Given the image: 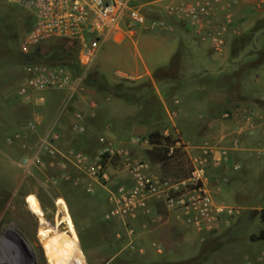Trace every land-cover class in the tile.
<instances>
[{
	"label": "rangeland",
	"instance_id": "obj_1",
	"mask_svg": "<svg viewBox=\"0 0 264 264\" xmlns=\"http://www.w3.org/2000/svg\"><path fill=\"white\" fill-rule=\"evenodd\" d=\"M27 16L26 11L19 6L0 0V264H202L203 257H209L206 252L229 243L230 237H226V231L216 232L200 242L194 228L181 229L174 222H162L161 230L158 231L160 236L152 238L161 244L162 253L151 245V238L145 240L148 244L142 253L137 246L133 250L125 249L123 223L107 221L102 217L107 207L106 189L90 181L75 168H67L69 180L61 179L59 168L52 164L57 162V158L40 150L39 138L50 127H54L61 134V148L71 146L91 153L98 146L92 142L104 134L109 117L119 113L111 111V106L118 107L121 104L126 111H131L128 119L130 124L135 118L147 122L150 115L151 118L159 119L155 129L161 134L168 131L171 138H183L181 140L186 148L182 150L191 160L199 154L200 149L197 147L202 136L221 128L220 124L215 123L204 128L205 122L196 118L191 110L192 105L196 106L202 98H210L213 108L218 106V111L228 108L229 103L239 101L247 104L252 97L264 98V34L258 39L259 51L250 53L231 69L200 80L192 79L191 76L195 74L185 71L190 64H195L179 62L180 58L189 56V53L191 55L186 47H178L183 37L181 32L137 31L136 36L132 35V41H125L127 49L119 54L116 53L114 41H107L103 45L80 84L79 89L83 91L70 93L69 89L44 90L34 92L29 102H23L16 96L22 79L17 42L30 28H25ZM263 20L258 21L253 28L227 38L222 52H216L204 44L208 54L203 58L200 56V65L203 68L211 65L217 72L221 67L235 63L244 50L252 46L254 28ZM159 41L166 42V47L158 49L150 44ZM134 66L139 68L135 70ZM116 73H121V76ZM201 85L203 88L199 90ZM190 88L193 90L192 96L188 93ZM91 91L94 92L92 95ZM201 91L204 93L202 96ZM155 92L161 95L167 109L180 107L176 116L171 113L175 123L170 119L167 122L168 112L161 101L155 99ZM221 93L224 99L219 100ZM93 97L100 100L96 113L88 108ZM174 99L178 102L173 103ZM74 112L81 113L85 120L88 115H92L91 118L99 116V119L90 127L89 133L74 135L69 130V114ZM63 113L64 119L60 121L58 118ZM31 121L35 122L34 132L27 128ZM108 124L113 133L124 134L128 130L118 126L113 119ZM125 135L123 139L127 137ZM129 139L130 136L123 143L114 141L127 149L132 161L148 162L151 169L168 180L181 175L170 172L158 162L150 161L146 155L149 146L130 145ZM185 140H190V147ZM250 162L255 165V169L243 175L245 181L257 183H249L251 189L246 193L247 196L241 192L233 194V186L247 187L231 179V183L222 188L219 197L228 203L235 202L234 205H240L241 202L248 207L263 209L264 165L255 160ZM109 171L110 186L126 178V168L118 158L111 161ZM74 180H78V183L75 184ZM89 182L92 193L86 191ZM60 199L66 203L72 222L59 204ZM242 209L236 221L244 223L239 225L236 238L241 244H246L249 238L256 237L260 231L264 234V216L260 224L257 218L252 219L258 211H247L249 208L245 206ZM249 217L252 220L246 219ZM260 241L253 245L259 251L264 250V240Z\"/></svg>",
	"mask_w": 264,
	"mask_h": 264
},
{
	"label": "built area",
	"instance_id": "obj_2",
	"mask_svg": "<svg viewBox=\"0 0 264 264\" xmlns=\"http://www.w3.org/2000/svg\"><path fill=\"white\" fill-rule=\"evenodd\" d=\"M17 5L32 18V25L18 41L19 52L26 58L22 63V79L16 96L29 102L34 92L50 89H69L74 93L82 84L87 71L103 45L107 41L119 42L122 34L132 35L136 30H170L174 24L184 25L196 31L200 39L219 50L224 45L226 26H232L239 0H7ZM264 6V0L255 3ZM222 13L223 25H217L214 14ZM55 40L76 41L79 44L77 62L81 71L73 75L64 65H47L32 59L34 52L44 44ZM121 76V73H116ZM229 117V112H224ZM249 119V118H248ZM34 132L35 122L27 124ZM69 130L74 135L85 132L84 117L79 112L72 113ZM164 137L170 136L164 131ZM168 146L167 155H172L174 147L186 148L180 138H174ZM60 132L50 127L40 138V150L52 158L60 170V178L69 180L67 168H75L90 181H95L106 189V210L102 217L107 221H120L128 235H133V224L150 212V207L159 211L176 212L187 227L200 233L214 232L229 219L238 217L242 208L217 204L205 187L206 156L211 150L207 142L200 149V156L190 158L191 169L187 177L168 180L151 169L146 161L130 159L125 147L117 144L108 135L97 138L98 146L91 153L74 147L61 148ZM130 145H149L146 136H132ZM257 152L264 155V144ZM115 158L122 160L126 168V178L119 184L109 185L111 174L109 165ZM236 168V167H235ZM74 180V183H78ZM86 191L92 193L89 182ZM162 213V212H161ZM164 214L158 213L152 220L162 223ZM122 237V236H121ZM162 253L160 243L151 244ZM128 246L134 248L132 241ZM140 253L143 252L138 247Z\"/></svg>",
	"mask_w": 264,
	"mask_h": 264
},
{
	"label": "crops",
	"instance_id": "obj_3",
	"mask_svg": "<svg viewBox=\"0 0 264 264\" xmlns=\"http://www.w3.org/2000/svg\"><path fill=\"white\" fill-rule=\"evenodd\" d=\"M258 0H239L238 4L236 5L235 12V18L232 22V26H226V31L224 33V45L219 49H213L216 52H222L225 44L226 39L231 38L232 36L236 35L237 33H240L244 30H249L253 28L258 21L261 19H264V6L261 8H257L255 6V3ZM214 21L217 25H223V17L222 13L217 12L214 14ZM146 29H139L134 32V36H136L137 31H145ZM159 32H165L169 30H163V29H157ZM170 30H176L181 32L182 34V40L179 41L178 47H186L187 51L191 52V55L189 53V56H184L179 59V62H182V64H190L193 63L195 65H189L188 69L185 70V67L183 70L188 71L189 73H194V76H191L192 79H200L202 80L203 77H212V75H215L217 73H220L222 71H215V68L211 65H206L205 68H203L201 64L200 56H203L207 53V47L204 44H208L211 48L212 46L206 41H202L199 37V35L196 33L194 29L186 28L184 25L181 24H174V27ZM149 31H156V30H149ZM122 38L119 42H115L117 45L116 53L124 49H127V45L125 44L126 40L132 41L133 37L131 33H124L121 35ZM166 42L159 41L157 43L150 42L151 45L154 47H157L158 49H162L166 47ZM170 47V46H169ZM178 48V49H179ZM178 51V50H177ZM221 66V65H219ZM135 70L139 68V66L133 67ZM227 70V69H226ZM224 71V70H223ZM205 80V79H204ZM170 85V84H169ZM172 87L171 89H173ZM203 88V85L199 86V90ZM82 89V88H81ZM81 89H77V93L83 91ZM155 89V88H154ZM195 89V88H194ZM192 88H190L189 95H193ZM91 91V95H92ZM187 93V92H186ZM200 96H202L204 93L202 91L200 92ZM110 94V93H108ZM219 94V93H218ZM223 93L218 97V99H224V96H222ZM155 96L157 101H161V103L164 105L163 98L161 95H159L157 92H155ZM93 96H96L95 94ZM146 96V95H144ZM154 97V96H153ZM194 97V96H193ZM196 98V97H195ZM215 100V99H214ZM211 99H201L196 106L192 105L191 110L194 111L196 118L200 119V121L205 122L204 128L211 127L214 123L220 124L221 128L216 130V132H213L212 134L205 133L202 137L200 145L197 147L198 149L203 145V143L207 142L209 145V149L211 150L209 156H206V182L205 187L207 191L211 194L214 202L217 204H224V205H233V206H239L243 208L244 206L249 208L247 211H254L256 214L252 219L257 218L258 223H262V211H264V208H257L256 206H250L244 205L241 202L240 205H234L235 202L228 203L223 198L219 197L220 192H222V188L225 187V185H229L231 182L230 180L234 179L233 181L236 184H243L247 187V189H244L245 187H239V186H233V194L237 192H241L243 196L246 195L250 191V187L248 186L249 183L252 185L256 184L257 181H245L246 177L243 175L246 173H251V170L255 169V165L250 162V160H255L256 162L262 163L264 165V155L261 154V152H257L259 146H262L264 144V98L263 97H252L249 99V102L247 104H241L238 102H233L227 104L228 108L224 109L220 108V110L216 111L218 109V106L213 108V104L210 102ZM177 99H174L173 103H177ZM165 106V105H164ZM176 106V105H175ZM220 106H223V104ZM98 107H100V100H98L97 97H93L89 103L88 108L91 112L97 111ZM110 107V106H109ZM113 109L111 111H117L119 113H112L113 115L109 117L107 120V127L103 130L104 134L107 133L110 138L117 141L118 143L126 142V138L128 139L129 136H147V134L154 130L155 122L154 118H151L150 115H148L147 122L145 119H138L134 118L136 120L133 121V123L130 124L128 121L129 116L131 115V111H126L124 108L120 106L116 107L111 106ZM110 107V108H111ZM121 108V109H120ZM179 106H176L174 109H167L165 106V109L168 112V119L167 122L169 123V119L171 122H174L173 116L177 115V111L180 110ZM215 111V112H214ZM68 112V111H66ZM224 112H229V117H224ZM173 114V116L171 115ZM64 113L62 116H59V120L61 121L63 118ZM90 116V117H89ZM96 116V115H95ZM91 118L92 115H88V118L85 120V132L89 133V129L92 125H95V123L98 121L99 116ZM212 116V117H210ZM249 118V119H248ZM113 119L118 126H121V128H128L126 133H113L109 130L108 122L109 120ZM69 120L71 122L72 120V114H69ZM143 120V122H142ZM150 122L152 125L149 126ZM153 122V123H152ZM113 124V123H112ZM115 124V123H114ZM129 125V126H128ZM61 126V124H59ZM205 130V129H204ZM126 134V135H125ZM127 136L125 139L123 137ZM122 136V137H119ZM183 139V138H181ZM97 140L94 139L92 144L94 145ZM187 145L190 144V140H185ZM190 147V145H189ZM188 148V146H187ZM200 154V151H199ZM198 154V155H199ZM200 156V155H199ZM192 157V155H191ZM236 167V168H235ZM237 176H234L236 175ZM233 177V178H232ZM232 185V184H231ZM247 196V195H246ZM235 201V200H234ZM246 201V200H245ZM59 204L64 207V211L67 212V216L71 219L69 215V211L67 208L66 203L63 199L59 200ZM149 214L146 216H142L137 222L133 224L134 233L133 235H128L126 232L124 233V248L129 250H133L131 247L128 246V242L132 241V244L134 247H141L144 249L145 245L148 244L147 241L149 238H151V242H156L157 236H160L159 232L161 229L162 223L153 222L152 220L158 215V213L162 214L163 212L164 216V223L167 222L171 224V222L176 223L178 227L181 229L183 228H190L187 227L184 222L179 218V215L176 212H167L165 210L159 209V211L154 209L153 206L150 208ZM243 210V209H242ZM247 220L250 219L246 218ZM250 219V220H252ZM72 222V219H71ZM244 222L236 221V217L229 219V224L225 225L223 222L221 223L220 227L216 229L214 232H208V233H200L197 230L193 229L196 233V238L198 241L203 242L206 239L209 238L212 234H215L216 232H224L226 231V237H230L229 243L221 246L219 249H213L209 252H206V254H209V257L205 258L203 257V263L202 264H264V250H260L253 247L255 243L262 242L260 240L264 239H258V238H252L246 242V244H241V242L238 240L236 236L239 234V225H242ZM174 225V224H173ZM158 228V230H156ZM189 230V229H188ZM75 234V231H73ZM155 238V239H152ZM146 242V243H145ZM207 259V261H206Z\"/></svg>",
	"mask_w": 264,
	"mask_h": 264
},
{
	"label": "trees",
	"instance_id": "obj_4",
	"mask_svg": "<svg viewBox=\"0 0 264 264\" xmlns=\"http://www.w3.org/2000/svg\"><path fill=\"white\" fill-rule=\"evenodd\" d=\"M32 22L31 16L28 15L25 28H29ZM261 27H264V20L254 28V31ZM78 49L79 44L76 41L55 40L39 47L34 52L32 59L47 65H64L72 71L73 75H77L81 71L77 62ZM18 56L21 63L25 62L26 58L19 52V49ZM157 120L159 119L154 118L155 127L159 125ZM155 127L146 136L150 145V148L146 149L148 159L160 163L163 168H168L170 172L181 174L178 175L179 177H187L191 163L182 147H174L172 155H167L168 146L174 144L176 140L170 136L164 137ZM263 214L264 211H262ZM254 238H264L263 231H260L256 237L253 236Z\"/></svg>",
	"mask_w": 264,
	"mask_h": 264
},
{
	"label": "water",
	"instance_id": "obj_5",
	"mask_svg": "<svg viewBox=\"0 0 264 264\" xmlns=\"http://www.w3.org/2000/svg\"><path fill=\"white\" fill-rule=\"evenodd\" d=\"M262 34H264V27H261V28L255 30L252 34V43H251L252 46L246 48L244 50L242 56L240 58H238L235 63H233L230 66H223L219 69V71L231 69V68L235 67L236 65H238L242 60H244L250 53H254V52L259 51L260 45L258 43V39Z\"/></svg>",
	"mask_w": 264,
	"mask_h": 264
}]
</instances>
